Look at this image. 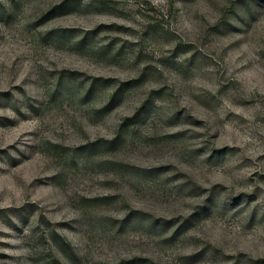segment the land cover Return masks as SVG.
<instances>
[{"label":"rangeland","instance_id":"rangeland-1","mask_svg":"<svg viewBox=\"0 0 264 264\" xmlns=\"http://www.w3.org/2000/svg\"><path fill=\"white\" fill-rule=\"evenodd\" d=\"M52 258L264 264V0H0V264Z\"/></svg>","mask_w":264,"mask_h":264},{"label":"trees","instance_id":"trees-1","mask_svg":"<svg viewBox=\"0 0 264 264\" xmlns=\"http://www.w3.org/2000/svg\"><path fill=\"white\" fill-rule=\"evenodd\" d=\"M62 242H64V243L66 244V246L69 247V244H68L67 242H65L64 239H62ZM53 260H54V259L52 258L51 260L47 261L46 264H53Z\"/></svg>","mask_w":264,"mask_h":264}]
</instances>
